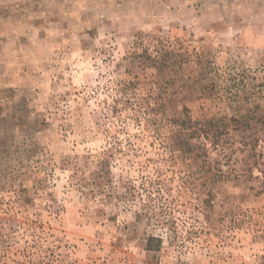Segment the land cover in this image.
Wrapping results in <instances>:
<instances>
[{
    "label": "rangeland",
    "instance_id": "rangeland-1",
    "mask_svg": "<svg viewBox=\"0 0 264 264\" xmlns=\"http://www.w3.org/2000/svg\"><path fill=\"white\" fill-rule=\"evenodd\" d=\"M0 264H264V0H0Z\"/></svg>",
    "mask_w": 264,
    "mask_h": 264
},
{
    "label": "trees",
    "instance_id": "trees-1",
    "mask_svg": "<svg viewBox=\"0 0 264 264\" xmlns=\"http://www.w3.org/2000/svg\"><path fill=\"white\" fill-rule=\"evenodd\" d=\"M235 125V129L242 130L249 128V121L246 117L241 118H222L219 120H209L204 123L198 124L199 129L194 130V135H202L205 138L213 140V144H219L222 141L223 135L232 125ZM180 138V137H178ZM180 147H184L187 144V141L183 138L178 139ZM186 148V147H185ZM184 150V149H182ZM186 150H191L190 147H187Z\"/></svg>",
    "mask_w": 264,
    "mask_h": 264
}]
</instances>
